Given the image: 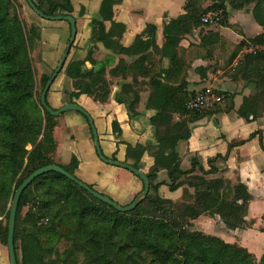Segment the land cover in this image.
Here are the masks:
<instances>
[{
    "label": "trees",
    "instance_id": "1",
    "mask_svg": "<svg viewBox=\"0 0 264 264\" xmlns=\"http://www.w3.org/2000/svg\"><path fill=\"white\" fill-rule=\"evenodd\" d=\"M33 1L46 15H72L74 11L72 0ZM207 1L210 4L206 5ZM120 2L102 0L99 17L90 22V41L102 42L114 54L136 57L130 63L122 58L110 70L112 77L132 76L134 84H124L123 91L133 94V100L127 103L118 98L127 103L132 114H138L140 100V91L135 87L141 84L151 90L148 106L157 110L151 118L157 143L127 145V156L136 158L132 166L138 169L144 152H152L154 165L147 173L150 192L133 210L122 212L60 172L39 175L23 191L18 203L14 231L18 264H264V255L257 259L244 246L192 229V221L202 215H219L232 230L249 226L246 216L253 197L240 181L208 177L219 170L214 161L227 159V155L210 158L208 169L198 157H193L191 168L185 170L178 150L179 143L190 138L192 123L223 109L230 111L235 105V94L223 92L224 100L211 109L188 108L189 100L196 94L189 91L187 81L193 60L210 56L213 45L219 43L221 66L226 68L244 45L243 41L233 45L213 31L202 36L199 46L183 47L182 39L191 29L210 26L202 22V16L211 9H222L224 19L220 24H226L228 4L236 9L254 4V18L264 28V0H187L185 12L164 25L162 46L157 43V26L152 23L130 46L120 42L126 30L125 24L114 20V5ZM106 21L111 23L109 28ZM39 39L41 28H26L17 1L0 0V241L5 246L11 204L19 185L46 165L58 164L75 176L78 166L75 156L66 165L56 159L54 130L58 119L42 106L40 99L57 66L42 75L38 94L32 50ZM251 41L264 43V32ZM92 53L93 49L84 59H67L59 74L64 72L70 77L77 91L104 102L110 96L112 81L107 78V64L96 61ZM163 57L170 60L166 69L161 67ZM87 60L93 64L92 69H84ZM206 70L198 69L202 78ZM236 74L252 82L255 90L244 97L237 113L246 120L262 116L264 51L245 53ZM138 76L148 80L139 81ZM47 103L51 106L48 94ZM113 126L117 130V122ZM164 169L169 181H156L158 172ZM163 184L171 191L182 188L181 198L161 196L159 189Z\"/></svg>",
    "mask_w": 264,
    "mask_h": 264
},
{
    "label": "crops",
    "instance_id": "2",
    "mask_svg": "<svg viewBox=\"0 0 264 264\" xmlns=\"http://www.w3.org/2000/svg\"><path fill=\"white\" fill-rule=\"evenodd\" d=\"M186 1L184 0V3L178 6L179 14L177 16L185 12L184 5ZM72 2L74 5L72 15L77 21L78 28L76 40L72 47L74 50L80 47L79 50L85 56L84 58L93 49L92 57L98 62L101 61L107 64V78L112 81L111 93L108 100L104 102L95 100L93 97L77 91L73 87L70 77L71 89L66 93L63 91L64 89L61 84H56V80L63 72L59 74L52 84L48 93V101L54 108H60L68 102H76L84 107L93 116L104 155L111 159L115 156L118 161L132 165L136 161V158L127 156L128 144L136 145L140 143L143 145H155L157 143L155 127L151 121V118L157 113V110L148 106L151 90L146 85L141 87V84L135 87L136 90L139 89L140 91V100L137 107L138 114H132L126 104L133 100L134 96L133 94L124 92L123 85L132 82L133 78L132 76L126 79L122 76L112 77L110 70L118 64L120 59L123 58L130 63L136 57L128 56L127 54H114L102 42H96L94 44L90 41L92 36L90 22L92 19L99 17L102 0L96 11L90 10L92 0H72ZM208 4H210V1L206 2V5ZM253 7L254 4H250L242 9H236L228 4L226 8V24L218 23L191 29L182 39L180 44L183 47L190 45L199 46L202 36L209 31H213L214 33L220 34L233 45H238L242 41L244 45L238 51L232 64L226 68L221 66L223 61L220 58L221 51L218 46L219 43L213 45V54L211 53L210 56L198 57L193 60L187 72L189 91L197 93L205 87H213L221 92H231L235 94V105L234 109L230 111L223 109L206 115L195 123H192L190 138L186 141H181L178 150L181 156V167L185 170L191 168L193 157H198L206 169H208V161L210 158L218 155H227V159L219 158L214 161V164L218 166L219 170L208 177H223L233 183L240 181L248 188L253 197L249 204L248 215L246 216V219L250 223L249 226L236 230L228 229L219 215L213 217L202 215L192 222L194 224L201 220L204 221L206 217L213 218L215 222L221 223L223 230L219 228L220 232H225V234L212 231H209L210 233L205 232L209 230L208 225L206 227L205 225H201V231L216 235L226 242L244 246L257 259H260L264 255V114L256 119L251 117L249 120H246L237 113L244 97L253 94L255 90L252 82H248L244 78H241L240 74H236V68L240 61L243 60L245 53L253 52L252 44H263L251 41L252 38L264 32V28L254 18ZM169 11L170 9L165 10L163 14L165 21L163 22L152 23L142 21L140 24L135 25L132 22L135 20V15L137 17H143L145 13L144 8L132 9L127 6V0H122V2L115 4L114 20L126 25V30L122 34L120 42L124 46H130L134 42L135 37L146 28L147 24L152 23L157 26V43L162 46L164 43V25L170 22L172 18L177 17L171 15ZM105 24L107 28L111 26L110 21H106ZM68 26L70 27L69 23ZM72 54L73 52L70 51L69 55L72 56ZM169 65V58L163 57L161 67L166 69ZM201 67L207 68L206 76L203 78L198 72V69ZM92 68L93 64L87 60L84 69L88 70ZM138 80L145 81L148 78L138 76ZM118 98L125 99L127 103L120 102ZM175 118L178 119V115ZM57 119L58 124L54 130V136L57 140V161L66 165L75 156L78 159L75 174H82L84 170L86 175L91 177L89 180L86 175L82 174L84 179L88 181L86 183L93 185L98 191L107 195H115L118 199L126 198L128 200L127 204L131 203L136 195L142 191L144 186L143 180L131 171L129 173L123 171V167H111L110 164L100 159L95 143L85 133L86 123L81 115L73 111L63 112ZM114 122H117V130L113 126ZM70 128L83 130L81 131V135L84 137L82 141L85 142L83 146V143L79 145L77 140L70 139ZM230 144L233 146L230 147ZM68 155H70L69 162H67ZM85 161L90 164L86 170L83 167ZM153 165L154 157L151 150L148 149L139 160V169L147 174ZM101 173H104L106 176H102ZM119 176L123 177L126 182L120 184L119 181H116ZM156 181L168 182V171L164 169L158 172ZM167 189L170 190L166 184H163L159 189L160 195L168 198L163 195ZM176 191L180 192V196L175 199H170L178 200L181 198L182 188L174 192ZM0 264H11L7 246L0 247Z\"/></svg>",
    "mask_w": 264,
    "mask_h": 264
},
{
    "label": "rangeland",
    "instance_id": "3",
    "mask_svg": "<svg viewBox=\"0 0 264 264\" xmlns=\"http://www.w3.org/2000/svg\"><path fill=\"white\" fill-rule=\"evenodd\" d=\"M16 1L18 4V9H19L21 19L25 23L26 28L29 29L33 25L39 26L41 28V39L37 40L35 44V48L32 50L33 63L36 69L37 93L39 94L41 92L42 75L45 73L52 72V70L58 65V62L63 52L66 49V46H67V43L70 37V27L68 26V22L65 20H49V19L39 16L30 7V5L26 2V0H16ZM100 1L101 0H92V2L90 3V10L96 11L99 8ZM183 3H184V0H133V1L127 0V6L131 7L132 9L134 8L137 9V8L142 7L145 10L143 17H137L135 15V20L132 21L133 24L135 25L140 24V22L142 21L143 22L149 21L152 23L153 22H163L165 21L163 14L165 10H168V9H170L169 12L171 15L177 16L179 14L178 6H180ZM79 48L80 47H77L74 50L72 47L71 51L73 52V54L72 56L69 55L68 61L71 60L72 58L83 59L85 57L82 55L83 53L80 52ZM97 55L99 56V54ZM56 84L57 85L61 84L64 89L63 91L66 93L68 90L71 89L69 77L65 73L60 75V77L56 80ZM70 111L76 112L84 118L85 123H86L85 133L89 137H91L92 141L94 142L93 132H92V128H91L88 118L83 113L76 111V110H67L65 112H70ZM97 124H98V121H97ZM69 131L71 133L70 139L74 141L77 140L79 145L81 143H83L82 146L85 144V142L82 141V138L84 137L81 135V131L83 130H78L77 128H70ZM68 156H67L68 157L67 162H69V158H70V155ZM88 163L87 161H85V165L83 166L85 170L88 169V167L90 166V164ZM111 167L116 168V165H111ZM123 171L129 173L130 170L124 168ZM82 174L86 175L84 170ZM82 174L77 173L76 175L82 181L88 182L84 179ZM101 175L106 176L104 175V173H101ZM86 176L89 178V180L91 179V177H89L88 175ZM116 181H119L120 184L122 182H126V180L120 176L118 177V179H116ZM127 183L129 184L128 180H127ZM163 195L168 198L175 199L180 196V192H177V191L174 192V191H170L167 189ZM108 196L111 197L113 200L117 201L121 205H127L128 200L126 198L118 199L116 198L115 195H112V194H108ZM201 225L202 226L205 225V227L208 225L209 230L208 231L206 230L205 232L210 233L209 231H212V232L223 233V232H220V229H219V228H222L223 230L221 223L215 222L214 219L211 217H206L204 221L201 220V221L195 222L192 225V229L201 230L200 229ZM223 234H225V232ZM0 247H6V246L1 244L0 242Z\"/></svg>",
    "mask_w": 264,
    "mask_h": 264
},
{
    "label": "water",
    "instance_id": "4",
    "mask_svg": "<svg viewBox=\"0 0 264 264\" xmlns=\"http://www.w3.org/2000/svg\"><path fill=\"white\" fill-rule=\"evenodd\" d=\"M26 1L30 5V7L35 11V13H37L39 16L46 18V19H49V20H65L70 24V27H71V36H70L69 41L67 43L66 49L63 52L56 69L52 73L50 79L47 81V83H46V85L42 91L41 99H40L42 106L47 111H49L53 116H56V117L60 116L63 112H65L67 110H76V111L83 113L88 118L89 123L91 125L94 143H95L96 150H97V153H98L100 159H102L104 162H106L108 164L123 167V168H126V169L130 170L131 172L135 173L136 175H138L143 180L144 186H143L142 191L136 195V197L132 200L131 203H129L127 205H121L117 201H115L111 197H109L108 195H105V194H102V193L96 191L95 189L90 187V185L88 183L82 181L81 179H79L75 175L71 174L69 171H67L66 169H64L62 166H60L58 164L46 165V166H43V167L35 170L19 185V187L16 189L14 196H13L11 209H10V217H9V235H8V245H7L11 264H18L17 256H16V250H15V244H14V231H15L16 213H17L19 199H20V196L23 193V191L39 175L44 174V173L49 172V171L60 172L63 175L67 176L72 181H74L75 183H77L78 185H80L81 187H83L84 189H86L90 194H92L97 199H100V200L110 204L115 209L122 211V212H127L130 210H133L138 204H140L149 194L150 187H151L150 178L141 169H138V168H136V167H134L128 163H124V162H121L118 160L110 159L104 155L101 144H100V140H99L98 130L95 126L94 119L91 116V114L84 107H82L80 104H78L76 102H68V103H65L62 107H60L58 109H53L47 103L48 91L50 90L53 82L55 81V79L57 78V76L59 75L61 70L64 68L65 63L67 61V58L70 54L71 48L75 43L77 31H78L77 21L73 15H46L36 6V4L34 3L33 0H26Z\"/></svg>",
    "mask_w": 264,
    "mask_h": 264
},
{
    "label": "built area",
    "instance_id": "5",
    "mask_svg": "<svg viewBox=\"0 0 264 264\" xmlns=\"http://www.w3.org/2000/svg\"><path fill=\"white\" fill-rule=\"evenodd\" d=\"M224 19V11L222 9H211L204 13L202 22L207 25L218 24ZM252 51H264V43L261 45H251ZM225 98L223 92L214 89L213 87H205L197 92L192 97L187 106L189 109L204 111L213 108L220 104Z\"/></svg>",
    "mask_w": 264,
    "mask_h": 264
}]
</instances>
